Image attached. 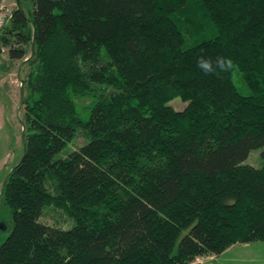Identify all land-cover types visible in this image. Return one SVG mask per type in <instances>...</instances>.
I'll list each match as a JSON object with an SVG mask.
<instances>
[{
  "label": "trees",
  "instance_id": "1",
  "mask_svg": "<svg viewBox=\"0 0 264 264\" xmlns=\"http://www.w3.org/2000/svg\"><path fill=\"white\" fill-rule=\"evenodd\" d=\"M0 47L30 67L0 264H191L264 241V162L246 164L264 160V0H33Z\"/></svg>",
  "mask_w": 264,
  "mask_h": 264
},
{
  "label": "rangeland",
  "instance_id": "2",
  "mask_svg": "<svg viewBox=\"0 0 264 264\" xmlns=\"http://www.w3.org/2000/svg\"><path fill=\"white\" fill-rule=\"evenodd\" d=\"M3 2L11 10L15 8L12 6L13 3H20L27 14L33 10V0H4ZM8 50L6 47H0V246L8 238L13 228L12 209L2 195V188L9 172L21 161L28 137V130H26L24 122L25 106L22 104L23 95L20 86L21 82L27 79L30 67L27 63L12 61L9 58ZM234 78L241 88L240 75L235 73ZM22 86L25 89V98L28 89L25 88V84ZM75 101L78 113L83 119H87L91 111V101L85 98H75ZM170 105L175 110L181 111L186 107L187 102L175 97ZM84 142L83 137L78 135L73 143L66 147L65 153L78 148ZM261 151L262 149L254 150L246 164L260 167L264 162L261 158ZM40 221L46 225L65 229L72 226V220L63 211L56 210L52 206L45 207ZM233 258L238 259L230 264H264V241L237 244L232 252L221 256V259L215 263L212 260H197L196 262L224 264Z\"/></svg>",
  "mask_w": 264,
  "mask_h": 264
},
{
  "label": "clouds",
  "instance_id": "3",
  "mask_svg": "<svg viewBox=\"0 0 264 264\" xmlns=\"http://www.w3.org/2000/svg\"><path fill=\"white\" fill-rule=\"evenodd\" d=\"M197 66L205 74H210L213 72L229 71L233 65L230 59H226L224 57H217L215 62H213L211 59H205L204 57H200L197 60Z\"/></svg>",
  "mask_w": 264,
  "mask_h": 264
},
{
  "label": "built area",
  "instance_id": "4",
  "mask_svg": "<svg viewBox=\"0 0 264 264\" xmlns=\"http://www.w3.org/2000/svg\"><path fill=\"white\" fill-rule=\"evenodd\" d=\"M11 12L12 10L9 9L2 0H0V30L3 29L5 25L8 23L10 16H11ZM21 86H22V82H21ZM199 264H212V263L204 262V263H199Z\"/></svg>",
  "mask_w": 264,
  "mask_h": 264
},
{
  "label": "crops",
  "instance_id": "5",
  "mask_svg": "<svg viewBox=\"0 0 264 264\" xmlns=\"http://www.w3.org/2000/svg\"><path fill=\"white\" fill-rule=\"evenodd\" d=\"M4 1V0H3ZM12 6H15V7H21V4L20 3H13ZM237 245V244H236ZM236 245L232 246L231 248H229L227 251H225L223 254L219 255V256H216V255H210V256H205V257H199L197 258L194 262H192L191 264H197V260H205V261H208V260H212L213 263L217 262L219 259H221V256H225L227 254H229L230 252H232L234 250V248L236 247ZM238 258H233V259H230L229 261L230 262H224V264H230L234 261H237Z\"/></svg>",
  "mask_w": 264,
  "mask_h": 264
}]
</instances>
